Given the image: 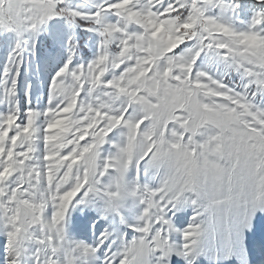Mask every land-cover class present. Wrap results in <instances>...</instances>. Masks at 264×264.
Here are the masks:
<instances>
[{
  "label": "snow or ice",
  "instance_id": "6c2138e0",
  "mask_svg": "<svg viewBox=\"0 0 264 264\" xmlns=\"http://www.w3.org/2000/svg\"><path fill=\"white\" fill-rule=\"evenodd\" d=\"M264 264V0H0V264Z\"/></svg>",
  "mask_w": 264,
  "mask_h": 264
},
{
  "label": "rangeland",
  "instance_id": "374dc122",
  "mask_svg": "<svg viewBox=\"0 0 264 264\" xmlns=\"http://www.w3.org/2000/svg\"><path fill=\"white\" fill-rule=\"evenodd\" d=\"M230 264H235V262H234V261H232V262H230Z\"/></svg>",
  "mask_w": 264,
  "mask_h": 264
}]
</instances>
